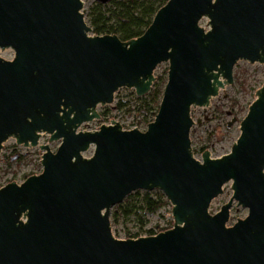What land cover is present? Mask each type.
I'll use <instances>...</instances> for the list:
<instances>
[{
  "label": "water",
  "instance_id": "1",
  "mask_svg": "<svg viewBox=\"0 0 264 264\" xmlns=\"http://www.w3.org/2000/svg\"><path fill=\"white\" fill-rule=\"evenodd\" d=\"M83 6L0 0V153L11 137L43 150L42 171L0 184V264H264V83L229 149L199 160L190 139L192 107L232 84L239 60L264 63V0H168L126 41L95 35ZM163 61L168 79L145 130L117 119L80 129L121 87L146 95ZM44 133L60 145L40 144ZM230 180L233 195L211 213ZM155 189L173 226L113 234L112 206ZM234 200L248 208L235 223Z\"/></svg>",
  "mask_w": 264,
  "mask_h": 264
},
{
  "label": "rangeland",
  "instance_id": "2",
  "mask_svg": "<svg viewBox=\"0 0 264 264\" xmlns=\"http://www.w3.org/2000/svg\"><path fill=\"white\" fill-rule=\"evenodd\" d=\"M97 1L83 0L84 6L82 11L89 25H91L90 12ZM207 21V18H203L200 21V25L207 28ZM1 56L6 59H11L14 56V51L8 48L1 52ZM168 69L169 61H163L157 65L154 71L156 79L151 89H164L168 79ZM263 83L264 63H250L246 60H239L234 66L233 83L220 89L219 94L212 97L208 106L192 107L191 115L194 124L191 127L190 139L192 141L194 156L197 159L202 160V153L205 149L209 150L213 157L230 148L240 135V122L248 111L250 104L256 98V91ZM145 99L150 101V97L137 96L134 88L121 87L116 92L113 103L98 106L100 115L103 112L105 114L103 116L101 115L99 119L83 124L80 129L88 128L92 130L102 124L117 119L123 128L138 125L142 130H145L150 117L139 112L140 109L144 110L143 104ZM119 101L124 103V106L121 108L118 107ZM234 119L235 121L229 125L228 123ZM49 139L50 134H42L40 144H48L51 149H56L60 145L61 140L50 141ZM93 150L94 147L92 146L88 151L84 152V155H92ZM42 153L43 150L39 146L25 147L17 144L14 137L9 138L4 143L0 153V184L9 180L22 182L28 176L42 171ZM138 191L141 194L147 192L146 190ZM152 191L161 190L155 189ZM135 193L136 191L126 197L134 201L136 198ZM232 195V180H230L224 184L223 192L212 200L210 204L211 213L217 212L225 202L229 201ZM118 209L120 211L119 203L113 205L110 212L112 232L116 235L131 236L144 234L149 233V229H153L155 232L163 228L169 229L174 224L170 201L168 205L159 208L155 212L142 210L141 214L146 219L143 226L141 225V220L135 214H132L129 218L120 215L117 220L112 221V214ZM247 214L248 208L238 205L237 201L234 200L230 209L231 221L235 223L240 215Z\"/></svg>",
  "mask_w": 264,
  "mask_h": 264
},
{
  "label": "trees",
  "instance_id": "3",
  "mask_svg": "<svg viewBox=\"0 0 264 264\" xmlns=\"http://www.w3.org/2000/svg\"><path fill=\"white\" fill-rule=\"evenodd\" d=\"M168 0H98L90 12V24L95 35L115 34L124 41L142 35L151 24L157 10ZM164 90V89H163ZM162 88L151 89L145 97H150V101H144V110L140 113L150 117L151 122L159 109L163 95ZM138 99H141L137 97ZM153 103V105H152ZM124 103L119 101L118 107H123ZM153 109V111H152ZM105 113H101L103 116ZM137 193V195H136ZM135 200L131 201L127 197L123 203H119V209L112 216V221L117 220L120 215L129 218L132 214L138 216L143 226L146 219L141 211L147 210L155 212L159 208L168 205L169 201L161 191H147L143 194L136 191ZM130 195V194H129ZM172 227V225L170 226ZM168 228L155 231L149 229V234H156Z\"/></svg>",
  "mask_w": 264,
  "mask_h": 264
}]
</instances>
